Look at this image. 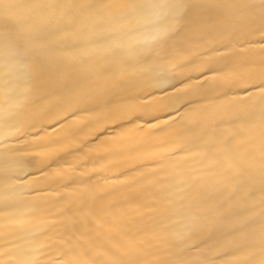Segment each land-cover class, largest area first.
I'll return each instance as SVG.
<instances>
[{
  "label": "snow or ice",
  "instance_id": "obj_1",
  "mask_svg": "<svg viewBox=\"0 0 264 264\" xmlns=\"http://www.w3.org/2000/svg\"><path fill=\"white\" fill-rule=\"evenodd\" d=\"M8 140L58 207L0 264H264V0H0Z\"/></svg>",
  "mask_w": 264,
  "mask_h": 264
},
{
  "label": "bare ground",
  "instance_id": "obj_2",
  "mask_svg": "<svg viewBox=\"0 0 264 264\" xmlns=\"http://www.w3.org/2000/svg\"><path fill=\"white\" fill-rule=\"evenodd\" d=\"M86 2L105 4L111 0ZM41 103L39 97H33L31 103L14 111L13 120L27 127L39 115ZM251 120L254 124L259 123L258 110ZM140 142L142 137L133 134L127 139V146L135 147ZM14 149L21 150L13 151ZM32 160L33 153L27 148L25 141L0 142V245L4 244L7 238L20 252L27 251L33 245L34 234L40 230L41 220L49 210L58 207L55 204L57 197L48 190L55 177L29 176L30 172H34L35 166H38L30 165L29 161ZM254 191L255 199L259 200V185L255 186ZM168 255V252H162L160 259H166Z\"/></svg>",
  "mask_w": 264,
  "mask_h": 264
}]
</instances>
